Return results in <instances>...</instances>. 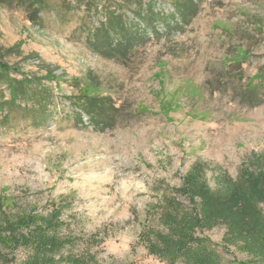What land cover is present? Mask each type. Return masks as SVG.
<instances>
[{"label": "rangeland", "instance_id": "1", "mask_svg": "<svg viewBox=\"0 0 264 264\" xmlns=\"http://www.w3.org/2000/svg\"><path fill=\"white\" fill-rule=\"evenodd\" d=\"M50 2L40 23L0 2V60L41 86L38 98L0 108V216L57 215L59 235L74 244L54 255L56 264H68L59 256L71 251L86 257L80 264H165L141 239L147 224L163 228L152 211L160 196L181 187L197 162L214 188L264 150V0H197L187 23L173 0H143L160 13L151 20L156 32L122 0ZM110 16H124L131 32L141 23L142 42L126 57L90 46ZM93 77L98 87L89 92L121 105L102 131L86 115L78 121L71 102L73 82ZM251 83L255 106L242 95ZM10 97L0 82V100ZM227 231L219 222L204 232L227 264H264L226 244ZM4 252L8 264H29L33 250Z\"/></svg>", "mask_w": 264, "mask_h": 264}, {"label": "trees", "instance_id": "2", "mask_svg": "<svg viewBox=\"0 0 264 264\" xmlns=\"http://www.w3.org/2000/svg\"><path fill=\"white\" fill-rule=\"evenodd\" d=\"M122 6L132 10L145 27H151L153 17H160L153 7L143 6V0H122ZM10 9L22 10L33 23H40V13L52 6L50 0H0ZM133 5L135 7L133 8ZM176 14L181 21L188 22L198 6L197 0H173ZM174 17V16H173ZM141 23L136 32H131L124 16H110L90 40V46L106 57H126L132 46L142 42ZM20 73L0 60V82H6L10 91V99L2 102L5 105L18 107L17 100L37 98L41 95L40 87L29 76L21 78L12 76ZM263 79V77L261 78ZM96 78L89 83L75 80L73 86L78 95L71 99L80 112L76 113L78 121L83 123L86 115L90 124L99 130L113 125L121 110L112 96L90 93L96 89ZM37 88H39L37 90ZM243 96L250 99L252 106L259 103L258 84L251 83L244 87ZM15 109V108H14ZM41 113V112H39ZM44 113V112H42ZM131 114V112H130ZM136 114V112H133ZM132 114V115H133ZM252 166L255 169H252ZM207 165L197 162L193 170L185 177L181 187L171 189L160 196L152 211L159 216L160 226H144L141 239L151 254L157 256L165 264H227L216 248V244L204 234L216 223L223 222L228 226L225 242L234 243L252 257L264 260V210L260 203L264 202V150L251 155L247 164L242 167L235 179L222 175L217 186L212 188L206 181ZM180 196H186L190 204H185ZM64 222L57 215L37 216L7 215L0 216V264H8L10 258L4 249L23 247L32 249L29 264H56L54 255L63 253V246L73 243L70 236H60L59 230ZM27 228L28 232L20 231ZM72 247V245H71ZM35 251V252H34ZM86 259V257H85ZM73 251L65 257L59 256V263L80 264L81 260ZM233 261V260H232ZM87 262V261H86ZM235 262V260H234ZM238 264H253L251 260L239 261Z\"/></svg>", "mask_w": 264, "mask_h": 264}]
</instances>
